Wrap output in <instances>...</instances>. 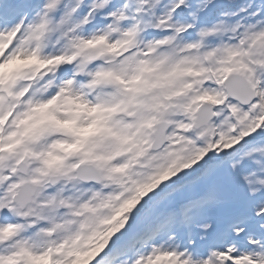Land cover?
<instances>
[{"label": "snow or ice", "instance_id": "1", "mask_svg": "<svg viewBox=\"0 0 264 264\" xmlns=\"http://www.w3.org/2000/svg\"><path fill=\"white\" fill-rule=\"evenodd\" d=\"M0 264H264V0H0Z\"/></svg>", "mask_w": 264, "mask_h": 264}]
</instances>
